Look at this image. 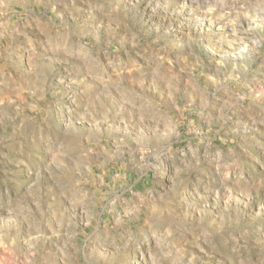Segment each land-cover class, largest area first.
Segmentation results:
<instances>
[{
  "label": "rangeland",
  "instance_id": "374dc122",
  "mask_svg": "<svg viewBox=\"0 0 264 264\" xmlns=\"http://www.w3.org/2000/svg\"><path fill=\"white\" fill-rule=\"evenodd\" d=\"M0 264H264V0H0Z\"/></svg>",
  "mask_w": 264,
  "mask_h": 264
}]
</instances>
